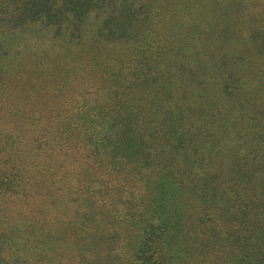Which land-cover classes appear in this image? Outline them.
<instances>
[{"label":"rangeland","instance_id":"obj_1","mask_svg":"<svg viewBox=\"0 0 264 264\" xmlns=\"http://www.w3.org/2000/svg\"><path fill=\"white\" fill-rule=\"evenodd\" d=\"M0 264H264V0H0Z\"/></svg>","mask_w":264,"mask_h":264},{"label":"trees","instance_id":"obj_2","mask_svg":"<svg viewBox=\"0 0 264 264\" xmlns=\"http://www.w3.org/2000/svg\"><path fill=\"white\" fill-rule=\"evenodd\" d=\"M205 3L208 4V2ZM59 15L60 14L55 13V15H53L52 17H55L56 20L51 22H61ZM40 17L44 18L47 17V15L41 14ZM96 161L97 162H95V164H97V169L107 171V174L105 176L100 175L98 173L99 171L96 172L88 170L87 167H89L93 163H90L89 159L85 157L82 159V162H80L82 170H85H81V172H74L73 175L67 174V177L64 178L65 184L62 188L60 187L58 191H61V189L63 190V188L65 187L70 189V196L73 197V199L69 202V204H73L75 206V203L80 202L81 206H87L90 203L89 193L93 192H98L101 198H105L104 200L116 199L120 197V194H122L121 190L119 189V181L116 179L117 176H115L114 172H111V169L108 168L107 164L101 162L100 159H97ZM43 175L45 177L43 178V181H47V179L55 180L57 176L56 172H48L45 170L43 171ZM53 193H55L58 198H61L59 195H57L56 192ZM3 204L7 203L3 202ZM2 208L6 210V206H3ZM54 211V209L51 210V212ZM203 226L195 221H192L189 224L190 229L193 231H202L203 228H208L206 225Z\"/></svg>","mask_w":264,"mask_h":264}]
</instances>
